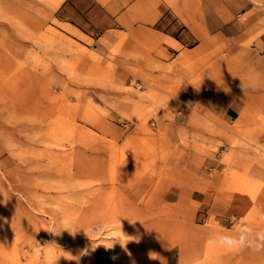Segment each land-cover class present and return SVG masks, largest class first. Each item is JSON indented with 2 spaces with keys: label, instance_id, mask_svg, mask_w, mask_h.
<instances>
[{
  "label": "rangeland",
  "instance_id": "rangeland-1",
  "mask_svg": "<svg viewBox=\"0 0 264 264\" xmlns=\"http://www.w3.org/2000/svg\"><path fill=\"white\" fill-rule=\"evenodd\" d=\"M55 5L0 0V264H264L207 243L264 229L262 52L147 65Z\"/></svg>",
  "mask_w": 264,
  "mask_h": 264
},
{
  "label": "crops",
  "instance_id": "crops-1",
  "mask_svg": "<svg viewBox=\"0 0 264 264\" xmlns=\"http://www.w3.org/2000/svg\"><path fill=\"white\" fill-rule=\"evenodd\" d=\"M53 17L88 39L124 36L125 50L141 52L147 65L165 64V54L176 59L225 40L247 56L251 48L261 51L248 66L264 67V8L250 0H56ZM237 113L227 106L220 116L231 121Z\"/></svg>",
  "mask_w": 264,
  "mask_h": 264
},
{
  "label": "clouds",
  "instance_id": "clouds-1",
  "mask_svg": "<svg viewBox=\"0 0 264 264\" xmlns=\"http://www.w3.org/2000/svg\"><path fill=\"white\" fill-rule=\"evenodd\" d=\"M250 3L257 8H264V0H250ZM260 219L264 222V217ZM207 243L210 246H219L229 252L245 249L257 253L264 252V229H258L253 224L244 223L235 229L234 234L228 230L213 232Z\"/></svg>",
  "mask_w": 264,
  "mask_h": 264
}]
</instances>
